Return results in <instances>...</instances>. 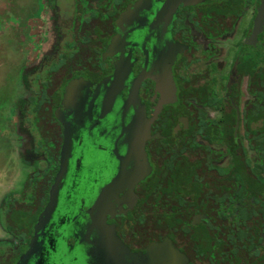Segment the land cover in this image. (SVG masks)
I'll list each match as a JSON object with an SVG mask.
<instances>
[{
    "label": "flooded vegetation",
    "instance_id": "1",
    "mask_svg": "<svg viewBox=\"0 0 264 264\" xmlns=\"http://www.w3.org/2000/svg\"><path fill=\"white\" fill-rule=\"evenodd\" d=\"M49 1L39 0L35 32L28 33L27 56L15 71L6 115L16 176L23 164L28 183L36 182L32 193L27 187L21 194L42 189V202L25 238L2 219L9 238L0 240V251L19 248L12 264H33L35 254L36 264H72L73 258V264H142L144 255L166 264L159 254L168 247L182 251L184 264H264V157L246 138L253 121L250 128L243 121L246 110L254 109L257 73L264 74V0H110L103 14L90 19L83 16L95 0ZM73 2L86 6L77 25L97 26L69 48L72 32L56 29L71 22L66 8ZM217 5L221 17H207L206 10ZM47 37L50 46L43 48ZM58 52L70 53V66L50 71V85L34 82V72L42 73ZM30 98L43 100V112L29 107ZM104 107L109 111L101 113ZM134 120L142 138L131 145ZM63 154L57 201L74 195L78 205L110 182L120 185L117 192L110 186L101 194L105 222L121 243L110 251L93 248L99 225L89 234L80 225L73 243L72 235L52 238L50 220L34 234ZM175 156L183 164L176 165L172 193L182 195V203L161 188L148 202L156 170ZM133 167L135 179L128 174ZM131 182L132 189L124 186ZM152 203L156 216H166L168 207L188 212L177 231L179 222L170 224L176 241L172 234L171 242H162L144 225ZM149 246L157 253L146 252ZM49 256L55 257L52 263Z\"/></svg>",
    "mask_w": 264,
    "mask_h": 264
},
{
    "label": "rangeland",
    "instance_id": "2",
    "mask_svg": "<svg viewBox=\"0 0 264 264\" xmlns=\"http://www.w3.org/2000/svg\"><path fill=\"white\" fill-rule=\"evenodd\" d=\"M53 1L54 0H50L49 2L53 3ZM95 1L96 6L94 7H91L90 4L86 5L88 6L89 9L87 8V10H90V13H88V15H84L83 17L89 19L91 17L96 18L97 15L103 14V10L105 11V7L107 8L108 4L106 2H110V0ZM72 5L74 6L72 7V9L70 7L66 8V11H68V13H71L69 16L73 17L72 19H69V21L71 22L62 24L61 27H57L56 29V31H65V29L68 28L72 32V36L68 40V43L70 44L69 48L76 44L77 38L82 41L87 40L88 36L86 35V32H90L91 30H93L92 32L96 31L97 26V24H95V27L93 26L94 28L87 30V26H82L81 21L78 22L79 25H77L76 19L80 17L81 14L86 10V6L80 7L78 4V7H76V4L74 5V2L72 3ZM39 8V0H0V197L5 193L7 188L6 184L12 178L13 172L15 174L18 173V165L13 164L12 161L13 147H7L9 136L6 130L8 126L6 115H8V106H11V88L16 79L15 71L22 63L23 59L27 56L25 47L27 46V42L29 41L28 33H32L33 31L35 32L34 27L36 25L35 23L37 22L36 20ZM91 8H94V10ZM205 14L207 17L212 18L221 17L220 6L217 5L210 8L209 10L207 9ZM29 16L31 17L28 18ZM82 20L84 22L86 21V19L84 18H82ZM64 27L65 29H62ZM40 40H42V38H38L37 42L40 43ZM47 45L48 47L50 46L48 37L43 39V48ZM61 49L62 46L58 47V50ZM60 53L61 52H58L55 57L49 59V61L46 63V66H44L41 70L42 73H40L38 70L34 72V82L50 85L53 82L54 78L50 71H53V69L57 70L59 66H65L67 68L70 66V53H66L65 56H59ZM33 99L34 98H30L29 107L31 106L32 109L35 110V112H43V100H41L40 98V100H35V103H33ZM36 143L37 144H35L34 147H39V142L37 141ZM178 163L183 164V161L175 156L170 157L162 166L159 165L154 174L155 188L151 190L153 193H150V197L147 198L148 202H151L153 198L156 199V194L158 193V190H160V188L167 190L170 200L173 199L174 202L182 201V195H179L175 192L172 193V189H174L172 181L176 182L177 180L176 165ZM6 166H9V168H7ZM21 170V174L16 177L14 184L12 185L10 183L11 187L8 189L10 196L4 198L5 202L2 204L1 199L0 205L2 209V219L7 224V226L14 231L19 232V234L22 233L25 238L26 233L29 230V226H31L29 225L31 222L29 220L34 219L37 212V207L42 202L40 201L42 199L40 197V192L42 189H40V192L38 193L34 192V194H31V187L33 188L34 183L36 185L35 178H32L30 183H28V177L26 175L28 173V168L26 166H23L22 164ZM152 183L153 181H149L147 185L152 186ZM156 186H158L159 189ZM27 187L31 192V195L24 197L21 192L25 191ZM23 198L25 199V201L22 203L20 201H22ZM148 209L149 212L143 220L144 225H148L150 229L154 230V236L160 238V241L165 243L171 242L172 234L173 240L176 241L174 238L176 234L174 232L179 229L178 225H185V223H187L189 219L188 212L176 214L168 207L166 216L160 215V213L158 216H156V208L153 203L149 204ZM176 221L179 223H175V231L171 232L170 224ZM18 249L15 252H7V250H3L2 252L0 251V264H12L11 258H13V256L17 254ZM182 249H184L185 251L188 250L187 247H184ZM177 250L179 251L178 248ZM53 259H55V257L51 258V256H49L47 258L48 263H50Z\"/></svg>",
    "mask_w": 264,
    "mask_h": 264
},
{
    "label": "water",
    "instance_id": "3",
    "mask_svg": "<svg viewBox=\"0 0 264 264\" xmlns=\"http://www.w3.org/2000/svg\"><path fill=\"white\" fill-rule=\"evenodd\" d=\"M70 86H71L70 83L66 84L65 86L66 92ZM114 105L115 104L111 102L110 106L112 107ZM107 111H109V107H104L102 108L101 113H105ZM133 116L137 118L138 117L137 112H135ZM129 129L130 131L128 134V144L135 145V144L141 143L140 140L142 137H139L140 135L139 132L141 129L138 127V125L136 126V120H134L133 123H131V126ZM62 148H65V147H62ZM70 150H71V147H70ZM65 160H66V156L65 154H63L61 156L59 167L57 171L55 172L52 182L50 184V187L48 189L47 201L44 207L38 213L34 221V224H33L34 234H36V231H39L40 233L42 230V228L40 227L43 226L45 222L50 220L46 226L47 228H50L48 234L52 238H56L55 236L61 238V236L63 235H66V236L72 235V238L71 237H68V238L73 243L72 241L73 236H75L77 232L79 231L80 225L82 224L87 225V227L84 230L85 231L84 233L88 232V234L91 233V230L93 228H97L98 227L97 225H99L100 227H98V230L100 232L95 236L96 242L93 248L101 252L112 250L115 244H121V243L118 237L114 235L111 224H108L105 222V215H103V211L105 210V202L101 194L102 192L108 190L110 186H113L114 190H116L117 192L120 190L119 189L120 185L116 183L115 181L110 182L106 186H102V188L99 189L98 196H96L94 199L92 197L85 198L81 200L80 202H77L78 205L74 204L75 203L74 197H73L74 195L72 196L71 199H69L68 197H65V198H62L61 200L58 199L57 201V192L59 188L60 177L62 175V172H64L65 170V162H66ZM120 171L121 169H119V172ZM136 172H137V168L133 167L132 169L128 171V174L133 175L132 178L135 179L137 178L135 174ZM132 184H133L132 182L124 183V186H127L128 189H132ZM57 223L58 225L56 226ZM54 230H56L59 235H54L53 234ZM74 233L76 234L73 235ZM32 238H34V240L36 241V246H37L36 235H34V237ZM160 244L162 243L160 242ZM150 247L151 246H149L148 248ZM29 249H31V244H29L28 250ZM163 250H164L163 252L164 255L162 256L161 254H159V258L165 260L166 264H184L183 263L184 258L180 251L174 248H170V247H168V249L164 248ZM146 252H150L154 254V253H157V249L155 250V247H152L150 249H147ZM32 253L35 254L36 251L35 252L33 251ZM73 259H71L72 264L73 262L75 263L76 261V259L74 260ZM37 261H38V254H35L33 264L34 263L36 264ZM142 264H153V258L151 256L147 257L144 255Z\"/></svg>",
    "mask_w": 264,
    "mask_h": 264
},
{
    "label": "trees",
    "instance_id": "4",
    "mask_svg": "<svg viewBox=\"0 0 264 264\" xmlns=\"http://www.w3.org/2000/svg\"><path fill=\"white\" fill-rule=\"evenodd\" d=\"M260 77L256 87L253 88L255 93L254 109L246 110L243 116L244 124L250 128V121H253L251 133L246 135L248 144L251 147H258L262 157H264V74L262 71L257 73ZM257 199V198H255Z\"/></svg>",
    "mask_w": 264,
    "mask_h": 264
},
{
    "label": "crops",
    "instance_id": "5",
    "mask_svg": "<svg viewBox=\"0 0 264 264\" xmlns=\"http://www.w3.org/2000/svg\"><path fill=\"white\" fill-rule=\"evenodd\" d=\"M7 161H9V160H7ZM8 165V164H7ZM7 168H9V166H6ZM17 174H15L14 172H13V174H12V178L9 180V182L6 184V186H7V188H6V191H5V193L0 197V200H1V204H2V202L4 201V198H7V196L10 194L9 192H8V189L11 187L10 186V183L13 185L14 184V182H15V179H16V176ZM0 207H1V205H0ZM2 224H3V221H2V218H0V240H2L3 238H9L8 237V235H7V232H5V230L3 229V227H2Z\"/></svg>",
    "mask_w": 264,
    "mask_h": 264
}]
</instances>
